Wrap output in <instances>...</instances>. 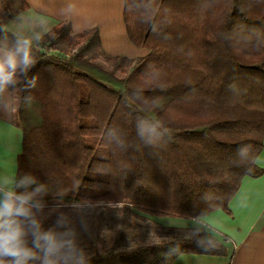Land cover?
I'll return each instance as SVG.
<instances>
[{
	"label": "trees",
	"instance_id": "trees-1",
	"mask_svg": "<svg viewBox=\"0 0 264 264\" xmlns=\"http://www.w3.org/2000/svg\"><path fill=\"white\" fill-rule=\"evenodd\" d=\"M123 1L126 35L146 51L141 57L109 55L96 28L73 34L68 21L30 45L34 65L8 87L11 122L22 132L15 181L35 177L28 191L45 185L47 207L114 206L123 222L103 238L104 252L91 241L87 264L225 256L203 228L156 220L230 215L242 178L263 174L255 161L264 131V0ZM1 3L8 16L27 8L24 0ZM17 39L0 24V48ZM101 216L93 218L97 236ZM130 216L145 222L139 237Z\"/></svg>",
	"mask_w": 264,
	"mask_h": 264
},
{
	"label": "crops",
	"instance_id": "crops-1",
	"mask_svg": "<svg viewBox=\"0 0 264 264\" xmlns=\"http://www.w3.org/2000/svg\"><path fill=\"white\" fill-rule=\"evenodd\" d=\"M24 1L27 4V8L15 13V15H20L21 18H24L25 26L19 25L20 22L16 19L13 22L10 20V23L8 21L6 23L2 22L5 14L2 12L0 4V24L13 35H15L14 30L18 28H33L34 22L40 24L42 29L41 36L48 32L49 28L56 25L59 20H44L47 19V16L42 14L47 5L50 4L48 1H50L56 6H59L60 3V8L65 13L63 15L64 20L71 21L70 28L73 34H78L80 31L73 29L72 18H76L78 21L79 17L93 18L88 26L89 29L96 28L98 30L101 48L103 29L101 28V23H99L100 20H97V18L115 16L116 24L112 29L111 36L114 42L109 45V48L134 47L129 42L125 31L123 0ZM11 7L15 9L16 3H13ZM20 36L23 40L30 38L28 32L26 35ZM139 50L140 52L130 53L131 57L129 58L145 55V50ZM0 55H2V52H0ZM109 55L114 54L109 53ZM262 143V151L255 162L263 170V174L258 178H242L237 192L228 203L230 215L221 210H216L199 220L172 218H159L156 220L159 224L168 227H201L226 247L225 256L183 254L179 255L172 264H264V131ZM21 149L22 132L11 122V98L9 88H7L4 91H0V178L15 177L17 157L21 153ZM224 238H226V242H223Z\"/></svg>",
	"mask_w": 264,
	"mask_h": 264
},
{
	"label": "clouds",
	"instance_id": "clouds-1",
	"mask_svg": "<svg viewBox=\"0 0 264 264\" xmlns=\"http://www.w3.org/2000/svg\"><path fill=\"white\" fill-rule=\"evenodd\" d=\"M0 52V91H4L21 74L26 75L34 61L28 40L17 39L12 48H0ZM0 181V264H87V253L66 216L61 214L53 227H44L45 185L28 191L37 183L31 175L19 182L14 177ZM17 188L25 191L17 192Z\"/></svg>",
	"mask_w": 264,
	"mask_h": 264
},
{
	"label": "rangeland",
	"instance_id": "rangeland-1",
	"mask_svg": "<svg viewBox=\"0 0 264 264\" xmlns=\"http://www.w3.org/2000/svg\"><path fill=\"white\" fill-rule=\"evenodd\" d=\"M48 2L50 4L47 5V8L42 12L43 15L47 16L46 17L47 19H44V20H50V19H54V21L59 20L56 23L62 20L68 21L71 26V21L64 20L63 18V15L65 13H63V11L61 10L60 3H59V6H56V5H53L50 1ZM0 4H1L2 12L5 14L4 18L2 19V22L6 23L8 21L10 23V20L11 22H13L16 19V20H19L20 22L19 25L25 26L26 22L24 21V18H21L20 15L16 16L13 11H12V15L8 16V13H6V10L4 9L2 3ZM72 19L74 23L73 29L76 31H80V33L85 30H88L89 29L88 25L91 24V20H93V18H89V17H84V18L79 17V21L76 20V18H72ZM97 20H100L99 23H101L100 25H101V28L103 29L102 50L104 52L108 54L111 53L114 55L115 54H120L123 56L126 55V57L128 58L131 57L130 53L140 52L139 49L134 48L132 46L131 47L128 46L125 48L124 46L119 47V48H109V45L111 43L113 44L114 42L111 36H112V29L114 28V25L116 24V17L115 16L98 17ZM53 27L49 28L48 32H50L53 29ZM27 32L30 35V38H28L30 45H37L39 42H44L48 38V36L46 37L48 32H46L43 36H41V33H42L41 26L39 23H36V22H34L33 28L32 27L30 29L29 28L28 29L18 28L17 30H14L15 36L17 34L16 37L20 40H23L21 39L20 35H26ZM257 33L260 34L261 32H257ZM129 49L131 50V52ZM112 207L114 206L112 205L110 206V209H103V210L100 209L99 207H92L93 209L90 208V211H89V210L83 209L82 206H78V205L75 206L74 208H69V209H57V208H51V207L46 206L44 209V214L46 215L47 218L44 221L50 222V224H52V227H53L55 224V221L60 217L61 214L66 216L69 221L70 226L74 227L77 232L78 242L80 246L85 250V252L87 253V256H89L93 253V247L90 245L91 241H93L92 244H94L95 246V251L104 252L103 238H105V241L112 239L115 233L117 232V230L119 229L120 222H123L122 221L123 218H121L119 214L115 210H113ZM98 212H101L102 216L98 219L99 231H97L98 232V236H97L96 232L93 231V226H95V222H94L95 220L93 218H95V215ZM135 213L138 215H143L137 212ZM129 223L131 224V226L129 227L132 230L133 234L139 237V235L144 231L145 222L141 221V219L137 217L135 218V217L130 216ZM85 228H87V231H85ZM91 231H93L94 233ZM90 247L92 248V251Z\"/></svg>",
	"mask_w": 264,
	"mask_h": 264
}]
</instances>
